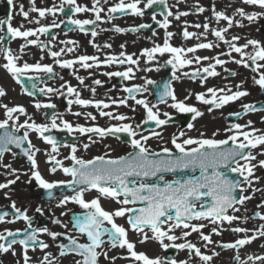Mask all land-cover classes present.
I'll return each mask as SVG.
<instances>
[{
  "label": "snow or ice",
  "instance_id": "obj_1",
  "mask_svg": "<svg viewBox=\"0 0 264 264\" xmlns=\"http://www.w3.org/2000/svg\"><path fill=\"white\" fill-rule=\"evenodd\" d=\"M143 0H119L118 3L107 9V15L109 20L114 19V14L125 13L130 10V13L136 16H143L144 11L153 7V5L164 6V20H156V15L153 14L152 19L160 28L167 29L169 27V16H173V13L168 10L166 0H146L143 3V8L140 4ZM10 9H15V0H7ZM32 7L28 10H24L23 4L19 5V15H21L29 23L40 24V19L45 18L47 15L55 16L57 13H64L65 6L70 9L72 15H68L66 21L61 20L60 23L52 22L50 26H40L36 29L22 30L23 25L20 27H13L11 20L14 12L10 11L6 19H0V26L6 25V35H0V41H4L6 37L12 39L22 38L25 43L20 46V54L14 53L11 49L6 48L0 43V53L3 55V59L6 61L0 67H2L13 80L17 83H21V77L27 76L29 80H32V76H28L29 73H46L52 74L53 68L51 65H44L41 63L29 64L24 62L18 63L21 55L24 54V49L29 45L41 47L38 39H29V37H35L37 34H48L52 28H60L61 24L67 23L68 25L75 26L76 29L81 31L85 30L86 25H94L98 21H102L101 13L104 12L102 6V0H93L91 9L80 6L77 4V0H61V3L53 5L47 8L35 7V0H31ZM103 3H107V0H103ZM245 5L256 6L264 10V0H242ZM91 11L95 19L94 20H80L74 19L73 15L82 12ZM196 11L204 12L203 7H196ZM30 12L38 13L39 19L33 20L30 18ZM187 12H179L175 14L177 20L181 16H187ZM235 15L240 16L242 19H246L249 23L255 22L260 17L264 16V11L261 12H246L243 7L235 9L233 16L227 15L223 11H217L215 5H213L212 16L217 22L226 21L227 26L219 29L209 27L208 23L194 25L196 28L203 27L204 32L199 35L187 31L185 29L182 33L184 39L192 38L196 36L197 39L200 36L206 37L210 31L217 41H222L229 47L227 55L231 56L232 52L238 53L240 59H234L233 62L237 65H242L248 68L251 64V71L256 73L259 69L264 68V45L254 39H249L242 46H238L235 41L240 39L239 36H233L231 40H227L225 34L233 26L243 27L240 21L235 20ZM150 25L142 24L139 28L124 29L121 27H114L112 30L117 33H124L125 31H139L142 28H148ZM95 30L91 31L92 37L97 36ZM155 35V33H153ZM173 33L166 31L165 38L162 45L156 44L152 48H146L141 51V56L146 57L147 61H152L159 54H169L170 58L165 62L171 65L173 70V79H179L176 75L178 69L193 64L194 62L199 64L202 60H214V63H210L207 67H203L191 73L192 79L199 78L203 85L207 77H215L218 73L215 71L217 65H223L225 60L218 57H200L194 56L192 59L187 58V53H196L198 49H212L218 47V44L209 43H197L194 47L187 49L182 47H174L170 44V38ZM55 39V36H52ZM67 44H75L74 41H67ZM91 43V41H90ZM94 47H97L93 44ZM249 46L252 47L251 53H246L244 49ZM104 47H111L109 44H105ZM124 45H121L123 48ZM74 49L68 47L61 49L60 51H51L49 54L55 59V63L61 68L72 69L75 64H79L84 69H90L94 66L98 67L101 61L96 56L81 55L74 60H60L62 52H72ZM91 61L92 63H89ZM250 62V63H249ZM102 63L105 65L120 64L130 65L125 71L107 72L104 75L109 77H121L124 80H131L134 78V69L131 66H139V58H134L133 55L126 54L121 51L119 57L109 56ZM149 71L150 69H144ZM159 70V69H157ZM204 75L201 76L200 74ZM184 76H189V73H183ZM236 75V73H232ZM77 80L81 84L84 83L82 77L77 76ZM254 84L258 85L261 90H264V72L259 73L258 78H253ZM94 84L100 85V80H94ZM153 80L145 79L143 85H132L131 87H125L124 92L128 93L126 97L120 100H113L112 104L117 106H128L127 101L129 99L134 100L135 105L142 106L145 112V118L141 122L142 124L153 123L156 128H161L168 124L172 117L168 112L161 113L158 104L167 103L168 99L171 103L168 107L175 109L178 113H191L192 120H196L202 115L196 107L187 104L185 101L189 97H185V100H179L175 95L170 82H166L162 86V91L156 93L157 103L150 104L146 99H138L137 94L141 96L143 93L148 92V85L155 84ZM35 88V84L32 85ZM23 87V85H22ZM66 87V95L74 97V99H68L69 106L77 104L82 107L93 106L100 110L101 117H108L111 120H116L122 123L110 125L107 128L101 127H84L81 125L73 126L70 122L60 119L59 124L57 120L60 116L59 113H53L51 116L50 124H38L35 122L29 123L31 117H28L22 124H17V119L13 114L27 115L23 106L9 107L6 104L0 103V108L4 109V115L6 119L0 120V159H2L5 152L11 151V146L19 149L20 152L27 158L31 165V180H35V183L40 189H43L47 199H55L53 190L63 187L72 191V195H63L57 203V207H66L69 203L76 204L82 209L80 213H73L70 222L73 229L81 236L86 238V242H80L76 236L69 233H59L51 231L47 226L33 228V218L27 215V210L21 211L16 207L15 202L11 204V208L15 213L12 220L6 219L9 215L8 212H0V223H14L16 220H23L27 225V228L23 230L17 229L12 231L4 229L0 232V254H6L11 252L13 256L17 255L14 248L15 245L21 247V256L23 264H32V257L29 256V249L35 251L37 248L43 253L42 259L37 261V264H60V260L53 256L51 252L46 251L50 245L43 240L39 239L41 235L49 236L53 241L63 237L68 241L67 244L60 243L57 245L59 249V256L66 257L72 255L79 257L74 260V264H98L100 256L105 259H111L113 264L116 259H127L132 264H190L193 254L199 259L201 264H212L214 257L220 255L215 249L212 250L211 255L205 254L201 251V248L196 244L189 241L187 238L192 233H198L200 240L204 242V247L215 244L217 248L221 250H237V254L233 257L235 264H256L257 261L264 264V256H252L248 255L246 260H241L239 255V249L245 245L251 244L254 240L264 238V224H261L259 228L251 230L252 234L248 235L249 229L244 227H231L228 230L232 233H243L242 238L236 239L234 242L224 243L216 242L212 240V235H221L225 230L223 224L227 223L232 225L233 222H246L249 218L247 216H237L235 213L240 211L237 205L243 206L246 201L252 197L245 195L246 189L242 184H247L251 188L254 179V169L257 167L252 161L256 160V156L252 154V149L257 148L260 145H264V134H257L258 129L252 127V122L248 121L246 125L239 123H233L225 131L231 133L226 139L204 138V134H200V138L187 137L184 131H180L178 135H173L171 138V144L175 149L173 152L168 147H162L160 152H155L150 149L147 142L149 139L156 137L162 138L161 132L152 130L149 135H143L140 131L141 124L133 125L131 123H123V121L130 118L123 114H113L111 111H103L111 105L104 101H96L89 99H82L80 92L70 85H62ZM242 85H236V91H232L231 88H207L206 93H197L195 98L197 101L204 105H212L215 108H221L224 105L240 100V98L249 95L247 91L241 90ZM39 91L42 94L58 93L59 95H65L64 92L58 89L46 87L40 88ZM90 91L95 94V88H91ZM219 93V95H218ZM29 95L33 93L29 92ZM6 95L5 90L0 87V97ZM191 95V94H189ZM209 97V98H206ZM38 110L40 108L54 109L56 106L52 103L41 104L37 102L34 105ZM243 114L256 111H264V107H257L255 104H242ZM70 110V107H69ZM136 109L133 108V111ZM211 111V109H209ZM73 115L80 116L82 113H73ZM163 115V119L161 118ZM231 115L239 118L241 112L232 113ZM87 117L95 120V116L91 113L87 114ZM11 121V124H10ZM194 127L193 123L189 122L187 128L191 130ZM250 129L245 131L244 129ZM11 129V130H9ZM21 129H24L23 135H16ZM62 130L68 134L80 133L81 135L87 133H93L100 138L105 136H116L119 139L118 134H126L127 142L130 144L133 151L127 156H120L118 158H110L107 154L96 156L91 160H84L76 155L77 147L75 144L66 145L70 147V154L65 159L71 161L72 166H64L63 161L57 159L56 155L52 153H58V142L45 133L51 130ZM29 132H35L38 137L45 143L51 145V153H48L47 163H50V173H56L59 169L65 176H70L71 179L67 181H48L44 179L38 170V164L35 159L36 152L39 149H35L29 139ZM217 133H213L215 137ZM138 137V138H137ZM242 138V139H241ZM89 139H91L89 137ZM27 142V147H22ZM94 142V141H93ZM231 142V147H225ZM88 144L84 145L87 149ZM247 150V151H245ZM264 155V152L260 153ZM243 160L244 163H240ZM258 166L264 168V160L258 161ZM4 168L9 169L10 175L15 176V179H9L6 183H0V189H7L10 185H13L19 179L17 170L12 169L11 165H3ZM235 173L243 178L240 180H233L229 178L227 173ZM167 173H191V175H183L177 177L171 181L165 180L164 174ZM156 178L161 183L146 182ZM95 190L97 196L86 200L84 195L86 192ZM237 190L239 195L237 196ZM258 189H253L257 191ZM101 198L110 199L114 201L119 207L113 211H107L101 205ZM131 205V206H130ZM258 208H264V202L257 205ZM233 214H229V212ZM35 212L44 215V209L40 206L35 208ZM61 215H67L66 212H62ZM126 217L129 228L140 236V243H144L151 239L159 243L162 250L167 251L169 248L177 249L180 251L187 250V260H177L175 258L166 257H149L144 252L136 251V245L129 240V229H126L123 225L116 223V218ZM258 218L264 221V214L257 211L254 213L253 219ZM193 221H208V223L215 225L211 229V234H204L202 229L207 225L204 223H193ZM52 223L67 228V224H62L59 218H53ZM176 229H182L180 236L175 235ZM190 229V230H189ZM151 232V236L148 232ZM19 238L18 237H21ZM106 237V239H105ZM177 240H183L182 243H177ZM167 241V242H166ZM108 244L110 248L126 249L127 256L124 257H109L108 252L104 250V245ZM19 264V261L17 262Z\"/></svg>",
  "mask_w": 264,
  "mask_h": 264
},
{
  "label": "flooded vegetation",
  "instance_id": "obj_2",
  "mask_svg": "<svg viewBox=\"0 0 264 264\" xmlns=\"http://www.w3.org/2000/svg\"><path fill=\"white\" fill-rule=\"evenodd\" d=\"M119 0H107V3H103L104 12L101 13L102 21H98L94 25H86L85 30L81 31L76 29L73 25H68L67 23L61 24L60 28H52L48 34H37L35 37H29V39H38L41 47L29 45L24 49V54L21 55V58L18 63L23 64L27 62L29 64L41 63L44 65H51L53 68L52 74L46 73H29L28 76H32L33 79L29 80L27 76L21 77V83H17L11 78V76L0 67V87H2L6 95L0 97V103L6 104L9 107L14 106H23L26 110L27 115L13 114L14 118L18 116L17 124H22L28 117H31L29 123L35 122L38 124H50L52 114L59 113L60 116L57 120L63 119L73 126L81 125L84 127H101L107 128L110 125L122 123L116 120H111L108 117H101L98 109L93 106L82 107L77 104L68 105V99H74V97H69L66 95V87L62 85H70L73 88H76L82 99L104 101L109 103L111 106L107 109H102L103 111H111L113 114H123L129 117V120L123 121V123H131L133 125L141 124L140 131L143 135H149L150 131L155 130L161 132L162 138L153 137L148 140L147 144L151 150L155 152H160L162 147H168L173 152L175 149L171 144V138L173 135H178L180 131L186 133L185 137L200 138V134H204V138H215V139H226L228 133L225 131L226 128L230 127L233 123H239L241 125H246L248 121L252 122V127L258 129L257 134H264V111L249 112L247 114H242L239 118L231 115L236 112H243L241 107L242 104H255L257 107H264V90H261L258 85L254 84L253 78H258L260 72H264V68L259 69L258 72L254 73L251 71V64L248 68L243 67L242 65H237L233 62L234 59H240L238 53L232 52L231 56L227 55L229 52V47L222 41H217L216 37L211 34L209 31L206 35L200 36L197 39L196 36H193L189 39L183 38V31L195 33L199 35L204 32L203 27L196 28L194 25L200 24L201 26L204 23H208L210 29L221 27H226V21L217 22L212 16L213 5L217 11H223L229 16H233L235 9L238 7H243L246 12H261L264 11L256 6L245 5L242 3V0H166L168 5V10L173 13V16H169V27L165 30L160 28L159 25L153 21V14L156 15V20H164V6L163 5H153L152 8L144 11L143 16H136L126 11L125 13H116L114 14V19L109 20L107 15V9L114 4L118 3ZM130 2V0H126ZM140 4V7L143 8V3ZM61 0H35V7L37 8H47L52 7L53 5H59ZM93 0H77V4L80 6L87 7L91 9ZM16 8L10 9L7 3V0H0V19H6L10 11L14 12L11 24L13 27H20L23 25L22 30L26 29H36L40 26H50L53 21L60 23L61 20L67 19L68 15H72L70 9L65 6L64 13H57L55 16L47 15L45 18L40 19V24L29 23L21 15H19V5L23 4L24 10L28 11L33 5L31 0H15ZM203 7L204 12L196 11V7ZM179 12L189 13L187 16H181L179 20L175 18V14ZM30 18L33 20L39 19L38 13L30 12ZM74 19L80 20H94L95 16L91 11L77 13L73 15ZM235 20L240 21L243 24V27L233 25L229 31L225 34L227 40H231L233 36H239L240 39L235 41L238 46H242L249 39H254L259 41L264 45V16L260 17L253 23H249L246 19H242L240 16L235 15ZM146 24L150 25L148 28L139 29V31H125L124 33H117L112 29L116 26L124 29H134L139 28L140 25ZM6 25L0 26V35H6ZM95 30L98 34L96 37H92L91 31ZM173 33V36L170 38V44L174 47L189 48L194 47L197 43H213L218 44V47L212 49H198L196 53H187V58L192 59L194 56L200 57H218L219 59L225 60L226 63L223 65H217L215 71L218 73L215 77H207L204 84L202 85L199 78L192 79L191 73L203 67H207L210 63H214V60H202L199 64L193 63L184 67L183 69H178L176 75L179 79H173V70L171 65L166 64L165 62L170 58L169 54H164L160 56L156 55V58L152 61H147L146 57L141 56V51L146 48H152L156 44L162 45L165 38V32ZM155 33V35H153ZM52 36H55V39H52ZM67 41H74L75 44H67ZM91 41V43H90ZM6 48L11 49L14 53L20 54V46L25 43L22 38L12 39L11 37H6L4 41H0ZM95 44L97 47H94ZM105 44L111 45V47H104ZM121 45H124L121 48ZM72 47L74 50L72 52H62L61 56L58 58L60 60H74L81 55L96 56L101 64L90 69H84L79 64H75L72 69L61 68L58 64L55 63V59L50 56L51 51H60L61 49H66ZM123 51L126 54L133 55L134 58H139V66H131L134 69L135 76L131 80H124L121 77H109L104 75L107 72H117L125 71L130 65L124 64H111L105 65L102 63L109 56L119 57V53ZM246 53H251L253 51L252 47L249 46L247 49H244ZM2 53H0V65L5 63ZM89 63H92L89 61ZM250 63V62H249ZM264 64V61L260 62ZM150 69L145 71L144 69ZM159 69V70H157ZM183 73H189V76H184ZM236 73V75H232ZM201 76L204 74L201 73ZM82 77L84 83L81 84L76 77ZM149 79L153 80L156 83L148 85V92L143 93L141 96L137 94L138 99H146L150 104L157 103L156 93L162 91V86L166 82H170L172 88L175 92V95L179 100H185V97H189L185 102L189 105L196 107L202 115L196 120H192L191 113H178L175 109L168 107V104L171 103V100L168 99L167 103L158 104L159 110L161 113L168 112L172 120L162 126L161 128H156L153 123L147 125L142 124L141 122L145 118V112L142 106L135 105L134 100L129 99L127 101L128 106L112 104L113 100L123 99L128 95L124 92L125 87H131L132 85H143L144 80ZM94 80H100L101 84L96 85L93 83ZM33 84L38 89V94H35V89ZM242 85L241 90L247 91L249 95L240 98V100L230 102L227 105H224L221 108H215L212 105H204L201 102L197 101L195 96L197 93H206L207 88H231L232 91H236V85ZM23 85V87H22ZM54 88L58 89L61 92H64L65 95L61 96L58 93H49L47 95L42 94L40 88ZM95 88V94H93L90 89ZM33 93L29 95L28 93ZM191 94V95H189ZM41 95V96H38ZM219 95V93H218ZM41 97V98H40ZM209 98V97H206ZM37 102L41 104L52 103L56 107L54 109L40 108L39 110L34 106ZM70 107V110H69ZM133 108L136 110L133 111ZM211 109V111L209 110ZM82 113L80 116L73 115V113ZM91 113L92 116H95V120H92L87 117V114ZM163 119V115H161ZM6 119L4 115V109L0 108V120ZM191 122L194 127L189 130L187 124ZM11 124V121H10ZM11 130V129H9ZM245 131H250V129L245 128ZM2 131V130H0ZM24 129H21L16 135H23ZM213 133H217L213 137ZM45 135H50L54 137L58 142V153H52L57 156V159L62 160L64 166H72L71 161L65 159L70 154V147L66 145L75 144L77 147L76 155L84 160H91L96 156H101L107 154L110 158H118L120 156H127L133 151L130 144L127 142L126 134H118L119 139L116 136H105L100 138L98 135L93 133H87L81 135L80 133L68 134L66 131L53 129ZM89 137L91 139H89ZM138 138V137H137ZM29 139L32 145L35 146V149H39L36 152L35 159L38 164V170L44 179L48 181H67L70 180V176H65L62 171L59 169L56 173H50L49 169L52 166L50 163H47L48 153H51V145L45 143L42 139L38 137V134L35 132H29ZM242 139V138H241ZM94 141V142H93ZM88 144L87 149L84 148V145ZM27 142L22 147H27ZM11 151L5 152L2 159H0V183H6L9 179H15L16 177L10 175L9 169L3 167V165H11L12 169L17 170V175L19 179L13 185H10L7 189H0V208H7L8 217L6 219L12 220L15 213L11 208V204L15 202L16 207L20 208L21 211L27 210V215L33 218V228L47 226L51 231L59 233H69L73 236H76L80 242H86V238L77 233L70 222L73 213H80L82 209L76 204L69 203L66 207H57V203L63 195H72V191L66 190L61 193L55 199L49 200L46 197V194L43 189H40L35 183V180L30 181L31 177V165L28 162L27 158L20 152L19 149L15 146H9ZM225 147H231V142ZM247 151V150H245ZM252 154L256 156V160L252 161L253 164H256L257 167L254 169V179L251 188L247 184H242L246 189L245 195H249L252 198L248 201H253L249 206H244V212L252 215L255 211H261V208H258L257 205L264 202V168L258 166L259 160H264V155H261V152H264V145H260L255 149H252ZM240 163H244L243 160ZM180 174H190V173H167L164 174L165 180L171 181ZM234 180L242 181L243 178L235 173H227ZM191 175V174H190ZM151 181L160 182L156 178ZM161 183V182H160ZM253 189H258L253 191ZM53 193H57L54 191ZM98 194L95 190H91L85 193L84 198L90 200L96 197ZM101 205L107 211H113L119 205L110 199L101 198ZM40 206L44 209V215H40L35 212V208ZM131 206V205H130ZM264 209V208H263ZM62 212H66L67 215H61ZM53 218H59L62 224H67L68 227L64 228L60 225H55L52 223ZM116 223L123 225L126 229H129L128 238L130 241L135 243L136 251L144 252L149 257H166V258H175L177 260H187L188 252L187 250H177L169 248L167 251L161 249L158 242L154 240H147L144 242V245L150 244V246H144L148 250L145 251L137 249V244L140 243L138 240L130 239L133 232L129 225L127 224L126 217L116 218ZM262 224V223H261ZM260 225V224H259ZM27 228V225L23 220H16L14 223H0V232L4 229H9L16 231L17 229L23 232ZM213 227H205L202 229L204 234H211V229ZM225 230L221 235H212V240L216 242H234L238 238L243 237V233L236 234L232 233L228 229L231 227H223ZM249 229L248 235L252 234L251 230L257 229L259 227L247 226L244 227ZM190 230V229H189ZM182 229H176L175 235L180 236ZM148 234L151 236V232ZM137 235V234H136ZM39 239L48 243L50 247L46 250L51 252L53 256L57 257L60 260V264H74L75 259L79 257H74L68 255L66 257L59 256L58 244L64 243L67 244L68 241L63 237L58 238L56 241H53L47 235L39 236ZM106 239V237H105ZM192 243L196 244L201 248V251L205 254L211 255L213 249L220 253L219 256L214 257L212 264H235L233 257L237 254V250H221L216 247L215 244L209 245L207 248L204 247V242L200 240L198 233H192L191 236L187 238ZM138 242V243H137ZM167 242V241H166ZM177 243L184 242L183 240H177ZM17 255L13 256L11 252L6 254H0V264H23L21 256V247L19 245L14 246ZM104 250L108 252L109 257H124L127 256L126 249L120 248H110L108 244L104 245ZM29 256L32 257V264H37L39 259H42L43 253L37 248L33 251L29 249ZM239 255L241 260H246L248 255L252 256H264V238H257L251 244L245 245L239 249ZM98 264H113L111 259H105L103 256L99 257ZM114 264H132L130 260L118 258L115 260ZM190 264H201L198 258L193 254V257L190 261ZM251 264V262H249ZM256 264H261L257 261Z\"/></svg>",
  "mask_w": 264,
  "mask_h": 264
},
{
  "label": "rangeland",
  "instance_id": "obj_3",
  "mask_svg": "<svg viewBox=\"0 0 264 264\" xmlns=\"http://www.w3.org/2000/svg\"><path fill=\"white\" fill-rule=\"evenodd\" d=\"M253 201H246L245 202V204L244 205H247V206H249L251 203H252ZM261 211L262 212H264V209L263 208H261ZM243 214V210H241L240 211V214L239 215H241V216H243L242 215ZM252 221V220H251ZM247 222V221H246ZM253 222V221H252ZM193 223H204V224H206L207 226L206 227H214L215 225H212V224H210V223H208V221H196V222H193ZM254 223L255 224H257L256 225V227H259L258 226V223L256 222V221H254ZM237 224H238V221H237ZM234 227V225L232 224V225H228L227 223H225V224H223V227ZM239 226L240 227H244V225H243V223H241V222H239ZM149 235V234H148ZM150 236V235H149ZM130 239H133V240H140V236H138V235H136V234H132L131 236H130ZM138 243V242H137ZM144 246H150V244H148V245H144L143 243H138L137 244V249H139V250H145V251H147L148 249L147 248H144Z\"/></svg>",
  "mask_w": 264,
  "mask_h": 264
}]
</instances>
